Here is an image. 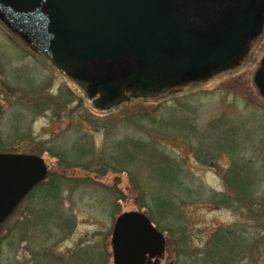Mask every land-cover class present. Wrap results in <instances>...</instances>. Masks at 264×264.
Masks as SVG:
<instances>
[{"label": "rangeland", "instance_id": "1", "mask_svg": "<svg viewBox=\"0 0 264 264\" xmlns=\"http://www.w3.org/2000/svg\"><path fill=\"white\" fill-rule=\"evenodd\" d=\"M253 42L227 73L98 110L0 22V151L48 168L0 227V264H113L128 211L165 237L159 264H264V29Z\"/></svg>", "mask_w": 264, "mask_h": 264}, {"label": "water", "instance_id": "2", "mask_svg": "<svg viewBox=\"0 0 264 264\" xmlns=\"http://www.w3.org/2000/svg\"><path fill=\"white\" fill-rule=\"evenodd\" d=\"M0 21L107 109L234 68L262 32L264 0H0ZM253 84L264 99V56ZM46 175L40 156L0 152V226ZM164 242L145 214L124 212L112 263H150Z\"/></svg>", "mask_w": 264, "mask_h": 264}, {"label": "flooded vegetation", "instance_id": "3", "mask_svg": "<svg viewBox=\"0 0 264 264\" xmlns=\"http://www.w3.org/2000/svg\"><path fill=\"white\" fill-rule=\"evenodd\" d=\"M7 30V29H6ZM8 31V30H7ZM9 32V31H8ZM11 33V32H10ZM13 34V33H12ZM11 38V37H10ZM13 43H15V39H13V38H11L10 39ZM252 45H253V43L251 44V46H250V48H249V51H248V53H247V58H248V56H249V53H250V51H251V48H252ZM26 53H28L30 56H32V57H34L35 56V54H33L31 51H29V49H25V48H22ZM264 55V54H263ZM263 55H262V57H263ZM261 57V58H262ZM35 58V57H34ZM246 58V59H247ZM261 58H260V60H261ZM259 60V61H260ZM259 61H258V64H259ZM257 64V65H258ZM227 72H229V71H227ZM227 72H225V73H227ZM223 74V73H222ZM221 75V74H220ZM219 76V75H218ZM215 77H217V76H215ZM215 77H212V78H206V79H202V80H200V81H196V82H193V83H199V82H202V81H204V80H209V79H213V78H215ZM252 83H253V78H252ZM254 86V85H253ZM255 90H256V88H255ZM257 91V90H256ZM258 93V92H257ZM167 94H169V93H167ZM130 100H127V102H129ZM264 101V100H263ZM127 102H125V103H127ZM119 108H121V107H115L114 109H119ZM95 109H97V108H95ZM108 109V108H107ZM106 109V110H107ZM98 110H100V109H98ZM102 110H105V109H102ZM42 158V157H41ZM44 160V159H43ZM45 162V161H44ZM46 164V163H45ZM46 167H47V164H46ZM103 168V167H102ZM47 175H48V168H47ZM47 175H46V177H47ZM148 218H149V216H148V214H145ZM2 226V225H1ZM0 226V227H1ZM164 248H165V242H164ZM163 253H164V251H163ZM161 257H159V258H156V259H153V260H151V262L150 263H145V264H159V262H160V259Z\"/></svg>", "mask_w": 264, "mask_h": 264}, {"label": "trees", "instance_id": "4", "mask_svg": "<svg viewBox=\"0 0 264 264\" xmlns=\"http://www.w3.org/2000/svg\"><path fill=\"white\" fill-rule=\"evenodd\" d=\"M121 107V106H120ZM148 118H150V116H148ZM98 164H96V166H97ZM102 167H104V165H102ZM100 169H103V168H100ZM100 172V171H99Z\"/></svg>", "mask_w": 264, "mask_h": 264}]
</instances>
